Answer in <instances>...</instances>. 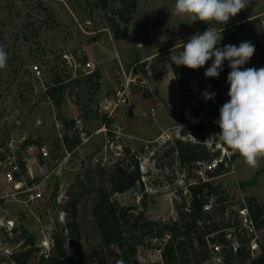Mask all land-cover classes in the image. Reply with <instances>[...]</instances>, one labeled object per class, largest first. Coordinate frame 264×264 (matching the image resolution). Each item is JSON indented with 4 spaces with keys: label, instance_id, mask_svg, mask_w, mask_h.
<instances>
[{
    "label": "rangeland",
    "instance_id": "1",
    "mask_svg": "<svg viewBox=\"0 0 264 264\" xmlns=\"http://www.w3.org/2000/svg\"><path fill=\"white\" fill-rule=\"evenodd\" d=\"M119 7V2H113L108 9H102L97 0H0V46L8 54L6 67L0 69V264H8L2 257L15 249L9 240L16 237L14 228L19 232L27 228L36 237L39 253H46L48 240L65 223L63 204L69 187L87 169L114 163L125 148L139 154L144 189L115 193L113 199L141 208L146 192L147 214L153 219H177L173 192L188 182L208 179L204 169L194 166L179 171L168 159L156 161L153 157L155 150L171 139L173 125L177 123L172 113L181 111L184 98L169 63L156 67L163 73L161 81H155L151 67L146 66L144 71L141 63H151L161 55L169 58L177 43H187L196 32L202 34L208 24L221 33L223 25L216 21L192 23L187 16L175 15V0H137L128 35L116 40L110 18L118 19L115 11ZM245 41L255 46V52L244 67H264V0H247L246 9L224 25L223 39L217 47L239 46ZM168 45L174 46L161 54L160 49ZM179 50L177 47L176 51ZM64 51L71 52L80 63L77 72L65 66L61 58ZM87 61L95 65L94 73L99 76H86ZM209 61L201 67L204 73L213 62ZM228 63L224 61L221 75L228 76L231 71ZM36 64L42 69V79L31 70ZM193 73L185 75L191 77ZM57 76L64 85L59 106L47 95ZM125 83H129L127 103L111 117L103 114L100 108L105 98ZM60 116L75 122L65 125ZM185 117L190 122L188 112ZM208 119L216 147L222 155H235L228 174L209 180L222 187L229 199H236L232 208L241 197L248 198L241 196L240 191L264 202V157L258 159L255 168L247 165L238 152L214 135L221 131L215 122L219 115H210ZM65 134L74 141L72 150L66 148ZM13 139L20 147L19 162L30 160L34 179L27 174L26 180L29 184H45L43 200L26 203L23 195L13 196L15 191L4 181L3 156ZM29 145L35 147L34 151L27 150ZM42 147L47 148L48 156H43ZM93 200L92 194H86L79 203L86 249L100 242L91 212ZM10 220L13 225L8 223ZM165 243L162 239H149L140 247L138 258L144 264H162L157 250ZM257 243L259 250L255 256L264 252V229L258 231ZM209 254V259L199 264H217L218 255L211 251ZM191 258V254L187 255L183 264H195Z\"/></svg>",
    "mask_w": 264,
    "mask_h": 264
},
{
    "label": "trees",
    "instance_id": "2",
    "mask_svg": "<svg viewBox=\"0 0 264 264\" xmlns=\"http://www.w3.org/2000/svg\"><path fill=\"white\" fill-rule=\"evenodd\" d=\"M99 7L108 9L110 3L119 2L120 7L115 11L118 19L110 18L111 28L116 40L125 39L129 33V24L133 20L137 8V0H97ZM124 24L123 26L121 24ZM168 45L161 48H171ZM161 47V44H158ZM163 52V53H162ZM159 56V55H156ZM155 56V57H156ZM169 63L184 98V106L180 112H173V118L177 121L173 125L172 137L162 148H157L153 154L156 161L168 159L169 164H175L179 171L191 170L194 166L204 169L207 180L199 178L198 183H186L172 195L174 211L178 218L173 221L153 219L147 214L145 199L146 192L142 195L141 208L139 205H122L113 199L115 193L126 192L130 189H144V173L141 171L139 154L132 152L130 148L123 149L122 155L111 165L89 168L82 177H78L67 191V198L63 204L66 214L65 223L61 230L52 238V247L46 253H39L36 237L25 227L14 228L15 238H10L15 249L2 259L8 264H144L138 258L140 247L149 239H162L166 234L170 238L161 249L162 264H183L185 257L192 255L195 264L209 259V243L218 241L224 245L221 255L222 264H264V252L254 256L250 250L253 235L246 231L238 234L237 249L229 247L223 229L238 226L237 212L230 208V216L233 222L226 220L225 212L236 202V199L228 197L226 191L219 185H214L211 180L229 173V163L235 159V155L227 157L222 155L220 148L216 147V141L212 138L210 119L211 116L220 115L219 109L229 100L227 95L229 85L227 75H219L218 78H205L202 68L197 70L175 66L171 60L161 55L158 59L149 63H141L145 67H151L153 79L161 81L162 71L156 68L162 63ZM211 62V61H208ZM146 67V68H147ZM194 72L186 76V73ZM99 76L98 73L88 75ZM205 91L215 92L214 99L205 101ZM64 92L63 81L57 76L55 85L47 89V95L54 100L56 105L62 101ZM157 92V91H156ZM218 106V108H216ZM196 122L190 123L185 113ZM65 125L74 124V120L68 121L60 116ZM184 129L180 130L179 125ZM64 141L68 150L73 149L74 141L65 134ZM211 144H207V142ZM77 142H79L77 140ZM77 144V143H76ZM143 151V149H142ZM215 167H211L212 163ZM188 191V196L184 192ZM94 196L91 212L99 231L100 242L98 245L86 249L83 245V234L79 220V203L83 195ZM216 196V205L211 210H205L204 204L210 196ZM190 201V212L186 211L187 200ZM250 215L258 230L264 229V204L253 197L247 199ZM232 203V204H231ZM238 203V202H237Z\"/></svg>",
    "mask_w": 264,
    "mask_h": 264
},
{
    "label": "clouds",
    "instance_id": "3",
    "mask_svg": "<svg viewBox=\"0 0 264 264\" xmlns=\"http://www.w3.org/2000/svg\"><path fill=\"white\" fill-rule=\"evenodd\" d=\"M246 7L247 0H175V15L187 16L192 23L216 21L223 25V30L221 33L207 23L208 28L202 34L196 32L187 43H177L170 50L169 58L175 66L192 70L204 67L212 60L204 73L205 78H218L224 61L229 62L231 71L226 81L229 100L219 109V119L215 122L221 131L214 135L238 152L247 165L255 168L258 159L264 157V67H244L255 52L250 41L241 42L239 46L217 47L223 39L224 25ZM177 47L180 48L178 52ZM7 60L8 54L0 46V69L6 67ZM215 95V92L203 93L205 101L214 99ZM179 127L184 129L183 125Z\"/></svg>",
    "mask_w": 264,
    "mask_h": 264
},
{
    "label": "built area",
    "instance_id": "4",
    "mask_svg": "<svg viewBox=\"0 0 264 264\" xmlns=\"http://www.w3.org/2000/svg\"><path fill=\"white\" fill-rule=\"evenodd\" d=\"M61 58L68 69L72 70L74 73L77 72L78 68L80 67V63L77 62L75 56H73L71 52L64 51L61 54ZM94 67L95 65L90 61H87L85 63L86 76L94 73ZM31 70L38 79H42L43 74L40 65L38 64L34 65L33 67H31ZM128 89H129V83L128 84L125 83L123 87L117 88L114 94L105 98L104 103L101 104L100 111L109 117L113 116L117 108L127 103ZM189 120L190 123L196 122V120L192 117ZM17 149L19 150L20 147L15 145L14 139L11 140V142L9 143V149L4 153L3 156L2 164L5 166L4 181L8 185L12 186L13 190L15 191L12 195L15 197L19 195H23L24 197L23 201L26 203L43 200L45 198L44 195L46 190L45 184L34 183L35 181H32L31 184H29V182L26 180V175L28 174L29 176H31V180L34 179V177L32 176L31 167L29 163L30 160L29 159L25 160L24 164H22V162H19L17 158ZM34 149L35 147L33 145H29L27 148L29 152L34 151ZM41 151L43 156L46 157L49 155V152L46 147H42ZM215 165L216 163L214 162L212 163L211 167H215ZM24 171H27V173H25ZM184 195L188 196V191H185ZM216 203H217L216 196L212 195L208 198V201L204 204V209L211 210L214 207V205H216ZM231 206L230 204H228V209L225 212V218L226 220L229 221L231 220L233 222L234 218L230 216V208H232ZM232 209L237 212L238 226L236 227L229 226L223 229L225 238L229 243V247L231 243L233 249L236 250L238 246V242H237L238 234H241L246 231L248 234L253 235V239L250 243V250L254 255V253L259 250L257 243V233L259 230L255 227L253 219L250 215V210L246 198L241 197L240 200L238 201V205L234 206ZM185 210L190 212L189 198L187 200V206ZM161 220L166 221V217H162ZM173 220H176V217H174ZM8 223L13 225V222L11 220L8 221ZM169 238H170V234H166L164 238H162V240L167 241ZM157 240L158 239H154V241ZM45 246H46L45 250H47L48 252L52 247L51 237L48 240L47 245ZM209 247L212 253L218 255L215 257L216 263L222 264L223 257L221 255V252L223 251L224 245L221 242L215 241L209 243ZM157 251L159 253L158 255L159 261L162 262L161 249H158Z\"/></svg>",
    "mask_w": 264,
    "mask_h": 264
},
{
    "label": "crops",
    "instance_id": "5",
    "mask_svg": "<svg viewBox=\"0 0 264 264\" xmlns=\"http://www.w3.org/2000/svg\"><path fill=\"white\" fill-rule=\"evenodd\" d=\"M240 195L241 196H243V195H245L246 197H253V196H250V195H248V194H245V193H243V192H241L240 191ZM253 198H255V197H253ZM256 199V198H255ZM257 200V199H256ZM258 202H260V203H262V204H264V202H262V201H260V200H257Z\"/></svg>",
    "mask_w": 264,
    "mask_h": 264
}]
</instances>
